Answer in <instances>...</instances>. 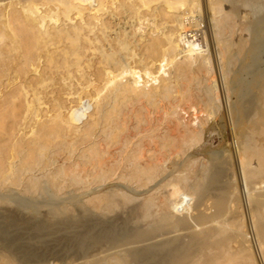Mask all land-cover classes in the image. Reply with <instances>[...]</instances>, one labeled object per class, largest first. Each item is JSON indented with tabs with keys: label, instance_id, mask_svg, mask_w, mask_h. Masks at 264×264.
Returning a JSON list of instances; mask_svg holds the SVG:
<instances>
[{
	"label": "bare ground",
	"instance_id": "1",
	"mask_svg": "<svg viewBox=\"0 0 264 264\" xmlns=\"http://www.w3.org/2000/svg\"><path fill=\"white\" fill-rule=\"evenodd\" d=\"M225 1L228 0L205 2L210 13L208 26L219 48L218 67L223 77L225 104L228 113L235 117L234 133H231L236 135L232 137L237 139L240 149L241 173L236 166L232 167V163L216 164L217 160L210 162V168L199 160H188L179 169L168 173L167 162L173 154L185 156L204 141L206 126L218 114L224 99L218 93L200 0H0V204L6 197L20 198L22 195L41 196L54 202L63 198L69 189L73 192L91 191L118 181L121 184L108 193L93 191L94 197L84 200L83 205L87 211L100 213L103 221L108 215L127 214L131 230L121 233L109 228L105 245L98 250L83 252L79 260L76 259L79 264L143 263L147 257L142 248H146L145 243L153 238L140 240L141 235H156L164 230L165 233L155 236L160 238L181 231H194L214 222L221 228L204 233L203 238H220L223 243L219 252L210 251L205 255L197 240H191L189 249H185L174 264H258L246 248L231 252L234 236L229 234L228 228L236 227L239 222L238 216L229 214L233 204L231 196L223 198L210 193L213 189L209 178L213 174H225L224 167L229 165L237 179L234 186L240 195L238 198L243 203L253 199L251 213L264 260V193L253 194L264 188V40L257 39L250 50L244 41L234 43L231 37L237 29L236 15L226 12ZM115 2L120 6L119 14H127L136 23L131 34H118L117 41L106 51L101 32L94 28L92 18H85V13L93 6L104 12ZM155 4L159 5V12L150 22L154 27L147 36L143 33L146 9ZM252 5L257 9L255 12L264 11L262 5L254 2ZM50 17H57L55 23L60 20L66 23L50 27L47 22ZM72 19L76 21L75 25L68 24ZM136 27L140 29L136 30ZM247 32L250 28L246 29ZM234 47L237 51L232 53ZM246 49L250 51L247 54L251 61L248 88L237 89V86L231 87L233 66ZM167 72L171 78L164 77ZM144 77L158 84L145 91L140 87V79ZM243 81L240 79L239 85ZM190 82L196 83L198 93L202 94L200 101L195 103L191 100L192 86L187 94L184 93ZM234 94L236 100L231 101ZM186 105L188 109L184 108ZM191 110L196 113V125L195 121L194 124L192 121L182 123V113ZM171 114L179 124L175 135L163 127V120L167 121L165 117ZM72 198L56 201L55 211L51 209L56 217L69 212L70 202L76 199ZM25 201L24 198L23 204L27 206L29 202ZM34 205L37 206L38 202ZM202 208L211 210L213 218L200 224L193 213L201 212ZM227 214L230 216L226 217ZM61 217L65 218V215ZM1 239L0 264L25 261L22 254L25 250L15 248L13 240L12 244H5ZM151 248L155 250L156 247ZM23 264L31 262L26 260Z\"/></svg>",
	"mask_w": 264,
	"mask_h": 264
},
{
	"label": "rangeland",
	"instance_id": "2",
	"mask_svg": "<svg viewBox=\"0 0 264 264\" xmlns=\"http://www.w3.org/2000/svg\"><path fill=\"white\" fill-rule=\"evenodd\" d=\"M201 1H203V0H200V3H201L202 10H203V13H204V18H205L204 20H205V24L206 25H204V26L206 27L205 28V31H207V38H208L207 39V45H208V48H209V54L211 56L212 64H213V67H214V70H215V77H216V80L218 81L217 82V85L219 86L218 87L219 88L218 89V91H219L218 93L219 94L221 93L222 94L221 95V97H222L221 99H223V98L224 99H223V104L221 105L220 111L218 112V114H215L211 118L210 123L206 126V135H205L204 141L199 146H197L198 148L195 147V148L191 149L185 156H182L180 153L173 154L174 156L172 155L169 158L168 162H167L168 173H171L172 172V169H173V171H175L176 169H179V167L184 162H186L188 160H192V161L199 160L202 163L207 164V166L209 168L212 165L211 163L216 162V160H217L216 164H221L220 162H222L223 164L224 163H226V164L228 163L230 165L232 163L231 164L232 167H235L236 166L237 167V171H239V173H241L240 163H239V154H238V151L240 149L238 148V145L236 143L237 141H235L237 139H234L236 137V135L235 134L234 135L232 134V133H234V127L233 126H234V123H235V120H234L235 117H234V115L232 116V114L228 113V109H227L226 104H225L226 102H225V97H224V91H223V77L220 75L221 73L219 72L220 69L218 67L219 64H220L219 63L220 62V59H219L220 57H219V54H218L219 48H218V46H216V40L214 41L215 35L213 34V31H212L211 27L208 26L209 25L208 15L210 13L208 12L207 4L205 2L206 0H204L203 2H201ZM237 1H238V3H237ZM247 1H250L252 4L254 2L257 5H262L263 8H264V5H263L264 1L263 0H233V1L232 0H228V1H225L223 5H224V9L226 10V12H228V13H232L233 12L236 15V19L235 20H236V24H237V29L235 31L236 33H234L235 35L233 34L234 36L232 35V37H231L232 41L234 43H236V44H239L240 42L244 41L246 43V45H247V49L249 48L248 50H250L251 44L253 42H256L257 39L259 41H261V39L264 40L263 39V37H264V24H261V23H264V11L263 12L262 11L261 12L258 11V13L255 12V11H257V9H255L253 7V5L250 4ZM3 3L4 2H2L1 4H3ZM5 3H7V2H5ZM229 6H231V7H229ZM244 8H246V10ZM253 9H255V10H253ZM98 10H99V7H97V6H93L92 8H89L87 10V12L85 13V18L86 19L92 18L93 23H94V28H97L96 31L101 32V35H102V38H103V42H102L103 49L107 51V50H109L110 45L114 44L117 41V35L118 34H123V35L126 34V35H129V34L132 33L131 28H132L133 24L136 23V21L131 20L130 18H128L127 14H119V12H120V6H119L118 2L113 3V5L112 4L109 5V8H107L104 12L103 11L102 12H99ZM146 11H147V14L145 15L144 20H147V21H144L143 33H145L147 36H149V34L151 32V27L152 28L154 27V25L152 23H150V22H152V21L155 20L154 18H156L157 12H159V5L155 4L151 8L146 9ZM254 12L257 13V15H255ZM260 13H261V15H258ZM44 14H45V12L43 13V15ZM252 15L254 16V19H253V16ZM54 19H57V17H50V18L47 19V22L50 24V27H54L55 25L57 27H60V26L64 25V23H66V22L63 23L62 20H60L58 23H55ZM68 24L75 25L76 24V21H74V19H72V21L68 22ZM238 24H240V25H238ZM260 24L263 25V26H261ZM149 25H152V26H149ZM166 27H167V25H166ZM166 27L164 26L162 28L165 29ZM245 28L246 29H249L250 28V32H247L246 33V29ZM255 28H257V29H255ZM139 29H140L139 27H136V30H139ZM140 33L141 32L139 31L138 34H140ZM256 34L258 35L259 38L257 37ZM251 36H252L253 39L251 38ZM139 38H140V36L138 37V39ZM106 40H107V42H106ZM247 49L242 54H240V56L238 57V59L234 62L233 70L235 69L236 73H235V71H233V74L231 76V78H232L231 81L234 82L233 85H232V82H231V87H236L237 86V89L239 87L244 88V89L245 88H248V84L247 83H248L249 78H250V74L249 73H251L250 64L249 63L251 61H250V55H249L250 54V51H248ZM236 51H237V47H234V49H232V53H235ZM247 53H249V54H247ZM217 57H218V59H217ZM179 58H181V57H179ZM240 61H242L243 63L240 62ZM244 62H245V64H244ZM237 66H239L241 69L239 67H237ZM244 69H245V71H244ZM138 70H140V69H138ZM240 70H241V73H240ZM164 75H165L164 76L165 78H171L172 77V75L169 74L168 72L166 74H164ZM233 75H235V76H233ZM240 79H243L245 82L243 81L239 85ZM140 83H141L140 84V87H143L145 89V91L149 90L152 85H157L158 84L157 82H151V81L149 82V79L147 77H144L143 79H140ZM189 87H191V90L193 92V98L191 100H193L194 103L197 102V101H200V98H201L202 94H201V92L198 93L199 90L196 87V83L190 82L189 85L187 84V87H186L187 89L186 88L184 89V93L185 94H187V92L189 90ZM196 96H197V98H196ZM235 98H236V95L235 94L234 95H231V101L236 100ZM186 99L189 100L188 97ZM221 102H222V100H221ZM187 106L188 105H186L184 108L188 109ZM224 110H225V112H224ZM226 111H227V113H226ZM170 112H172V110ZM186 112H188V113H186ZM186 112H183L182 113V116L184 117V120H182V123H184V121L185 122L192 121V123L194 124V121H195V124L194 125H196L197 124V121L195 120L196 116H194V114H196V113H194V111L192 112V110L191 111H186ZM244 113H245V111H244ZM245 115H246V113L244 114V116ZM171 116H172V114L170 116L165 117V119H167V121L166 120L165 121L163 120L164 123L163 122L162 123L164 124L163 127L165 128V130L170 131L171 134L175 135L178 132V129H179L178 126H179V124H178L177 119L174 118V117H171ZM158 117H159V115H158ZM224 118H225L226 121L224 120ZM167 122H169V123H167ZM235 151H237V152L235 153ZM208 161H209V163L210 162L211 163L209 164ZM234 164H236V165H234ZM229 165L228 166L225 165V167H224L225 170H227V172L225 174H222V173H220L218 175H214L213 174L211 176L213 179L211 177L209 178V181L211 180L212 189H213V190H211L210 193H212L214 196H217V194H218L219 197L222 195L223 198L225 196H229L230 195L231 196V201L233 202V204H232V210L229 211V214H232L234 216H238L239 217V222L237 223L238 224L237 225L238 227L236 226V227H234L232 229H229L228 228L229 234H231V235L234 236V239H233L232 244H231V247H232L231 248L232 249L231 252L234 253V252H237V251L241 250L242 248H246V249H248V250H250L252 252L253 257L255 259V262L258 261V264H264V262H263L264 260H262L263 259V255H262L261 247L259 245L260 238H258V236L256 234L255 226H254V223H253V216H252V213H251V212H253V207L252 206H254L252 204L253 203V199L250 198V200L245 201L244 203L241 201V199H239L240 198V195L236 192V186H234L236 184V182H237V179H236L235 175H233L234 174V171L232 170V167L229 166ZM214 166H215V164H213L212 167L214 168ZM216 167H218V166H216ZM231 171H233V172H231ZM197 172H198V170H197ZM194 173H196V170L194 171ZM230 177H231L232 180L230 179ZM215 178H216V180H215ZM242 183H243V181H242ZM120 184H121L120 182L114 181V182H112V184H109L110 186L108 185V186H104L103 188L91 189V191L87 190V191H84V192L83 191L73 192L72 190L69 191L70 189L67 190L65 192V195H62L63 198L62 197H59L58 200H62L64 198L67 199V197L68 198H70V197H73V198L75 197L76 198L75 199L76 201L72 198L73 200L71 202H73V203L70 202L69 212L68 211H67L68 213L66 212L68 214V216H67L66 213H64V214L58 215L56 217L54 211H55V207H56L55 204L57 202H59L58 200H54V202H52L53 200L51 199L49 201L48 200L49 198H45V197H41V196H28V195L27 196H23L22 195L23 198L22 197L18 198V197H15V196H12L14 198H12V197H6L4 203H1L0 204V206L2 205L0 207V219H1L0 220V233H2V234H0V235H2L0 237L2 239L1 238L0 239L2 241H4L5 244L6 243L7 244H10V243L12 244L13 242H11V241L13 240L14 241L13 244H14L15 248H17L18 250L20 249L19 251H24L25 250V252L22 253V254H24V257H25L24 260L25 261L26 260L29 261V263L31 262V264H40V263H42V264H45V263L46 264H48V263L49 264H55V263L56 264L57 263L61 264L63 261L64 262L62 264H79L77 261L79 260V258L81 257V254L83 252L86 253L88 251L98 250L100 247H103L105 245L106 240H107L106 239V236H107V233L110 231V229L112 230V229L115 228L114 230H117L118 232L120 230L121 233L123 231H126V230H131V229L128 228L129 225H130V222H128L129 221V216H127V214H124L125 216H123V215L116 216L117 215L116 213L113 216L108 215L110 217H108V216L107 217H104V218H106V220L104 219L105 221H103V217L100 215V213L94 212V211H87V210H85V207L83 205L86 202V200L88 201V199H91V198L94 197V194L92 196L93 191H95L97 194H105V193H108L109 191H111L113 188L118 187ZM220 184H221V186H220ZM227 185H229V186H227ZM232 185H233V187H232ZM243 186H244V183H243ZM228 189H230V190H228ZM96 193H95V195H97ZM250 193H253V192H250ZM263 193H264V188L261 189V190L255 191L253 194L254 195H259V194H263ZM67 194H68V196H67ZM235 196H236V198H235ZM8 198L13 199V200H10ZM24 198H25V200H27V202L25 201L26 203L29 202V204L27 206H26V204H23ZM15 199L16 200L19 199V202L16 201ZM20 199H22V200H20ZM36 200H38V201H36ZM42 200L43 201L45 200V201L43 202ZM84 200H85V202H84ZM234 200H236V201H234ZM30 201H31L32 204H30ZM33 202L34 203L35 202H38V205L37 206L34 205ZM49 203H52V204L50 205ZM42 204L43 205L47 204V206L45 205L46 206L45 207ZM244 204H246V205H244ZM20 205L21 206L23 205V207H21ZM40 205L42 207H40ZM50 206L51 207L53 206V207L51 208ZM28 207H30L31 210H28L29 209ZM37 207L39 208V210H38ZM47 207L49 208V210H47L48 209ZM230 207H231V204H230ZM244 207H245V210H244ZM34 209H35V211H34ZM51 209H53L54 211H52ZM77 209L78 210L80 209V210L78 211ZM14 210H15V212H14ZM84 210L87 211L88 214H87V212L84 214L83 213ZM5 211H7V212H5ZM42 211H43V213H42ZM232 211H233V213H232ZM23 212H25V213H23ZM72 212L75 213V214H77V212H78V214H77L78 217L75 216V214L73 215ZM90 213H91L92 216L93 215L94 216L92 217L90 215ZM119 214H121V213H119ZM229 214H227L226 217H229L230 216ZM40 215H41V217H40ZM64 215H65V218L64 217H61V216H64ZM97 216H100L101 218L100 217L98 218ZM193 217L195 218V220H196L197 223L202 224V223H206V221H211V219L213 218V212H211V210L210 211H207V210L205 211V208H202L201 209V212H199V213L194 212L193 213ZM66 218H68V219H66ZM71 218H72V221H71ZM114 220H115V222H114ZM20 222H22V224ZM24 222H25V224H24ZM71 222H73V223H71ZM247 222H248V224H247ZM7 225H8V227H6ZM32 225H34V226H32ZM124 225H126V226H124ZM123 228H124V230H123ZM219 228H221V225H219L218 223L215 224V222H214V223H210L209 225H205V226H202V227H197L194 231L193 230H190V231H181L179 233H175V234H171V235H166V236H161L160 238L159 237H155V236H157L159 234H162V233H165L164 230H161V232L156 233V235L147 236V234H143V236L141 235L140 240H146V239H149V238H153V239L151 241L145 243V245L147 246L146 248L148 250L145 247L142 248L144 250V253H145L144 256L147 257L146 258L147 261H145V262L143 261V263H139V264H174L176 261H178L179 255L182 254V253H184L185 252V249L188 250L189 249V246H190V243L193 242V241H196V240H197L198 244L200 246H202L203 252H204L205 255L208 252H210V251L211 252H214V253L215 252L218 253L219 252V248H220V244H222L223 241H221L220 238H214V239H211V240L207 239V237L206 238H203V234L206 233V232L209 233L213 229H219ZM41 229H42V231H41ZM14 231H16V232H14ZM57 231H59V232H57ZM248 231L250 233H252V235L251 234H248L249 233ZM61 232H63V233H61ZM45 234H47V235H45ZM54 234H56V235H54ZM61 234H63V235H61ZM243 234H245V235H243ZM93 235L94 236L96 235V236L94 237ZM255 235H256V237H255ZM249 236H251V237L249 238ZM252 236H254V237L252 238ZM91 237H93V238H91ZM189 237H190V239H189ZM51 239H52V241H51ZM204 239H205V241H204ZM76 240H78L79 243H76L77 242ZM191 240H193V241H191ZM89 241H91L92 243L89 242ZM178 241H179V243H178ZM250 242H251V244H250ZM82 243H83V245H82ZM84 243H86V244H84ZM67 244H68V246H67ZM91 244H92V246H91ZM241 244L244 245V246H241ZM59 245H61V247ZM239 245L241 247H239ZM151 246L152 247L155 246L156 247L155 250H153V248H151ZM90 247H92V248H90ZM24 248H26V249H24ZM41 248L43 249V251L41 250ZM53 248L54 249L56 248V250L54 251ZM65 250H66L67 253L65 252ZM179 250H180V252H179ZM45 251L47 253L44 255ZM38 252H40V253H38ZM60 253H62V254H60ZM63 257H64L65 260L63 259ZM31 258L33 259V261H32ZM46 259H47V261H46ZM54 259L55 260L57 259V260L55 261ZM76 259H77V261H76ZM20 261L21 260H19V262ZM25 261L22 260L20 262V264L21 263L22 264L25 263ZM79 262L82 263L81 261H79Z\"/></svg>",
	"mask_w": 264,
	"mask_h": 264
}]
</instances>
